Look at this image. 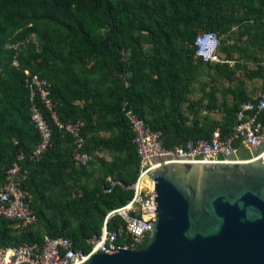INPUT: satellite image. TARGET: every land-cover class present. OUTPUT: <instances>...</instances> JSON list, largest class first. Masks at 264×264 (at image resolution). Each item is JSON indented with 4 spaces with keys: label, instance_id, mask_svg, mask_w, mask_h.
<instances>
[{
    "label": "trees",
    "instance_id": "16d2710c",
    "mask_svg": "<svg viewBox=\"0 0 264 264\" xmlns=\"http://www.w3.org/2000/svg\"><path fill=\"white\" fill-rule=\"evenodd\" d=\"M206 30L218 39L235 36L218 45L223 58L216 62L194 56V37ZM24 69L47 84L60 124L81 122L79 152L92 157L86 164H75L73 136L53 123L36 95L50 135L38 160L30 158L39 136L29 119ZM205 70L213 86L188 99V84ZM252 79L260 80L256 92L246 89ZM258 93H264V0H0V185L21 152L35 215L20 228L0 218V244L63 236L86 252L85 240L99 236L103 223L107 230L123 223L117 214L104 218L131 197L123 186L137 173L124 102L158 132L161 147L173 148L209 140L215 128L221 137L230 134L238 105ZM228 97L229 108L216 118ZM200 109L209 113L201 116ZM259 119L264 124V114ZM102 150L110 160L95 154ZM107 179L119 182L108 192Z\"/></svg>",
    "mask_w": 264,
    "mask_h": 264
},
{
    "label": "water",
    "instance_id": "95a60500",
    "mask_svg": "<svg viewBox=\"0 0 264 264\" xmlns=\"http://www.w3.org/2000/svg\"><path fill=\"white\" fill-rule=\"evenodd\" d=\"M140 172L152 178L147 239L93 248L79 264H264V143L239 144L218 161L150 156Z\"/></svg>",
    "mask_w": 264,
    "mask_h": 264
},
{
    "label": "built area",
    "instance_id": "2783aa9c",
    "mask_svg": "<svg viewBox=\"0 0 264 264\" xmlns=\"http://www.w3.org/2000/svg\"><path fill=\"white\" fill-rule=\"evenodd\" d=\"M193 44L196 58L203 62L219 60L217 54L219 39L215 31L206 30L196 34ZM23 73L29 99L32 101L29 119L39 136L30 158L38 160L48 144L50 135L46 120L33 103L32 99L36 95L44 107L50 111L53 123L73 136L76 150L73 154L75 164H86L92 157L88 153L79 152L83 144L78 133L81 122L60 124L51 110V102L45 88L47 84L38 80L36 75L30 74L26 69ZM120 111L132 132V142L137 155V173L131 184L123 186L132 190L131 197L123 206L108 211L104 219L117 214L123 223L112 230H107L103 223L99 236H92L85 240L89 245V250L86 252L80 248H73L71 240L63 236L43 235L39 242L17 245L0 244V264H79L83 256L89 255L93 248H99L103 252H111L110 249L122 246L123 249L138 248L145 242L148 232L151 231L149 223L155 221L151 174L140 172L143 159L167 154L173 157L212 156L214 161H218L225 157L227 152L234 150L237 146L236 142L250 147L254 143H264V124L259 119V116L264 114V93L255 94L253 101L246 100L238 105L230 134L221 137L219 130L215 128L209 140H188L183 146L173 148L161 147L158 132L148 130L133 110L126 107L125 102L120 107ZM22 159L23 155L20 152L5 170L4 179L0 185V218L9 221L12 228H20L35 222V215L30 206L31 193L25 185L27 169L22 165ZM107 180L109 186L104 189L106 192L110 191L114 184H119L118 181Z\"/></svg>",
    "mask_w": 264,
    "mask_h": 264
},
{
    "label": "crops",
    "instance_id": "0c3cea01",
    "mask_svg": "<svg viewBox=\"0 0 264 264\" xmlns=\"http://www.w3.org/2000/svg\"><path fill=\"white\" fill-rule=\"evenodd\" d=\"M203 83H204V80H203L202 76L196 75L195 79L190 81V83L188 84V89L184 93L185 96L190 100L197 99L199 97L204 96L205 92L208 90V88L206 86H204ZM249 85H251L253 87V89L248 88ZM259 85H260L259 79H252L251 81H248L246 89L249 92H256V90L259 88ZM203 103H204V99H203ZM199 113L202 116V115H204L205 112H204V110L200 109ZM95 154L97 156H102L104 158V160H106V161L110 160V158H111V154L105 150H102L100 152H96ZM105 178H108V176H106Z\"/></svg>",
    "mask_w": 264,
    "mask_h": 264
},
{
    "label": "rangeland",
    "instance_id": "374dc122",
    "mask_svg": "<svg viewBox=\"0 0 264 264\" xmlns=\"http://www.w3.org/2000/svg\"><path fill=\"white\" fill-rule=\"evenodd\" d=\"M200 31V30H199ZM198 31V32H199ZM219 34V33H218ZM233 37H235L234 36V34H233V36H232V38L231 37H229L227 34H219V47L222 45V44H230L231 42H232V40H233ZM217 54H218V56L220 57V58H223V53L218 49V51H217ZM236 56V55H235ZM236 58L237 59H240L241 57H237L236 56ZM246 65L247 66H249V67H252L253 66V63H251V62H247L246 63ZM210 73H211V71H208V70H205V71H201V75H202V78H203V80H204V83H205V86L207 87V88H209V86H213V82H212V79H210ZM236 73L237 74H240V69H238V70H236ZM217 81V85H218V88L220 89V85H222V86H225V82L224 81H221V84L220 83H218L219 81L218 80H216ZM248 88H252L253 89V87L251 86V85H249V87ZM229 105H230V102H229V97H228V99L227 98H225V101L223 100L222 102H220L219 103V111L218 112H216V118H220L221 117V115H223V113H224V109L225 108H229ZM204 112L205 113H209L207 110H204ZM82 181V180H81ZM92 182L90 181V179L88 180V183H86V184H91ZM75 189V188H74ZM75 191H78V190H75ZM37 226V224L35 225V226H33L32 228H35Z\"/></svg>",
    "mask_w": 264,
    "mask_h": 264
}]
</instances>
